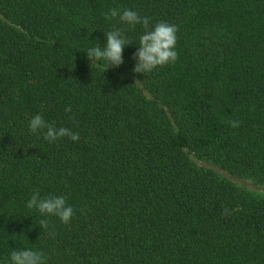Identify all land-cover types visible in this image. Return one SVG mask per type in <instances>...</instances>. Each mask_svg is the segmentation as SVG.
Returning a JSON list of instances; mask_svg holds the SVG:
<instances>
[{
  "label": "trees",
  "instance_id": "1",
  "mask_svg": "<svg viewBox=\"0 0 264 264\" xmlns=\"http://www.w3.org/2000/svg\"><path fill=\"white\" fill-rule=\"evenodd\" d=\"M111 8L175 25V62L133 72L146 30ZM117 28L124 63L91 65ZM37 113L79 140L31 133ZM190 154L264 184V0H0V264H264V198ZM33 190L70 222L29 209Z\"/></svg>",
  "mask_w": 264,
  "mask_h": 264
},
{
  "label": "clouds",
  "instance_id": "2",
  "mask_svg": "<svg viewBox=\"0 0 264 264\" xmlns=\"http://www.w3.org/2000/svg\"><path fill=\"white\" fill-rule=\"evenodd\" d=\"M106 19L119 18V20L133 28L137 24H142L146 30L140 35L138 44L139 47L133 53V60L136 61L134 68L135 73H149L158 66L166 65L170 62H175L178 58V53L174 50L176 44L175 25L167 22H157L153 28H149V17H141L138 12L132 9L118 10L116 8L109 9L105 14ZM106 44L101 46L98 43L94 47L86 48L87 58L91 61V65L95 62L104 61L109 67H119L124 63L123 51L125 45L131 44L124 37L121 29L106 31ZM66 112H71L70 107H66ZM233 127L239 125L238 121H229ZM29 131L37 133L43 131L44 139L48 142H54L61 137H69L73 141L79 140V133L73 132L67 127H55L47 123L43 116L39 113L34 115L29 120ZM29 209H35L42 215H53L67 224L70 222L74 214L73 207L68 205L64 196L49 195L41 197L39 190H33L31 198L27 202ZM224 214H228V209H225ZM39 225L43 230L49 227L47 220H41ZM49 235L54 233L49 232ZM11 264H45L44 254L33 249L13 250L10 254Z\"/></svg>",
  "mask_w": 264,
  "mask_h": 264
},
{
  "label": "rangeland",
  "instance_id": "3",
  "mask_svg": "<svg viewBox=\"0 0 264 264\" xmlns=\"http://www.w3.org/2000/svg\"><path fill=\"white\" fill-rule=\"evenodd\" d=\"M137 80V83L139 86L143 87V83L141 80H139L137 77H135ZM145 94L151 98L149 91L144 89ZM190 158L192 162L202 168L208 169L210 171H213L216 173L219 177L229 180L237 187H240L250 193L251 195L257 197V198H264V184H259L256 181H254L251 178L238 176L230 171H228L225 168H222L219 164H217L215 161L208 159V158H200L195 156L194 154H190Z\"/></svg>",
  "mask_w": 264,
  "mask_h": 264
}]
</instances>
